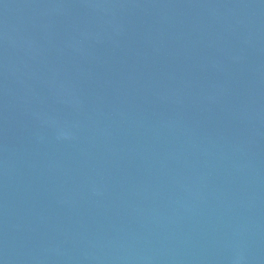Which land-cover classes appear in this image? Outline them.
<instances>
[{"label":"water","instance_id":"obj_1","mask_svg":"<svg viewBox=\"0 0 264 264\" xmlns=\"http://www.w3.org/2000/svg\"><path fill=\"white\" fill-rule=\"evenodd\" d=\"M0 264H264V0H0Z\"/></svg>","mask_w":264,"mask_h":264}]
</instances>
